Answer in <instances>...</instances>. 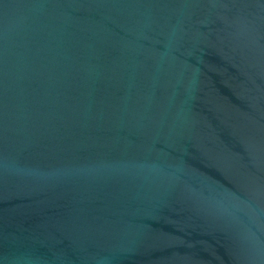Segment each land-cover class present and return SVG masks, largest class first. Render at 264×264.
Segmentation results:
<instances>
[{
	"label": "water",
	"instance_id": "obj_1",
	"mask_svg": "<svg viewBox=\"0 0 264 264\" xmlns=\"http://www.w3.org/2000/svg\"><path fill=\"white\" fill-rule=\"evenodd\" d=\"M0 264H264V0H0Z\"/></svg>",
	"mask_w": 264,
	"mask_h": 264
}]
</instances>
